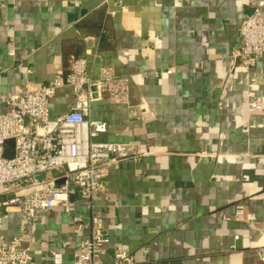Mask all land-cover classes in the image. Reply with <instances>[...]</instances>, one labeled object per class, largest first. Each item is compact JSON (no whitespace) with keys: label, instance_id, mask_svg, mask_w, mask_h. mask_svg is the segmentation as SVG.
<instances>
[{"label":"crops","instance_id":"obj_1","mask_svg":"<svg viewBox=\"0 0 264 264\" xmlns=\"http://www.w3.org/2000/svg\"><path fill=\"white\" fill-rule=\"evenodd\" d=\"M260 2L264 19V0H0V93L45 85L77 56L92 77L104 65L126 80L123 101L90 108L107 123L99 139L131 152L92 198L109 239L102 264L120 250L137 264H263L264 55L247 69L232 57ZM71 99L58 89L50 117ZM8 196L0 188V201ZM75 198L87 216L88 201ZM238 201L255 224L225 218ZM19 223L16 209L0 206V234L18 235ZM27 233L35 264H52L53 252L71 263L89 236L60 208Z\"/></svg>","mask_w":264,"mask_h":264},{"label":"built area","instance_id":"obj_2","mask_svg":"<svg viewBox=\"0 0 264 264\" xmlns=\"http://www.w3.org/2000/svg\"><path fill=\"white\" fill-rule=\"evenodd\" d=\"M262 4L245 16L239 28V44L232 53L246 69L264 55ZM88 70L85 57H72L67 72L47 84L0 93V188L9 194L0 206L16 209L20 218L18 235L7 239L0 234V264H35L26 246L27 227L51 208H60L74 223L89 230L71 263H64L61 254L53 252L52 264H102L109 239L101 211L93 206L92 198L102 191L108 167L127 160L131 152L125 143L99 139L107 131V123L91 118L90 108L91 103L103 98L123 101L126 80L117 77L109 66H99L96 77ZM64 87L72 93L69 109L51 118L49 101ZM248 111L254 114L260 109L249 102ZM9 141L12 146H7ZM75 197L88 201L87 216L77 212ZM225 218L256 223L255 214L241 201ZM257 252L264 264V247ZM111 264L137 263L131 254L120 250Z\"/></svg>","mask_w":264,"mask_h":264},{"label":"water","instance_id":"obj_3","mask_svg":"<svg viewBox=\"0 0 264 264\" xmlns=\"http://www.w3.org/2000/svg\"><path fill=\"white\" fill-rule=\"evenodd\" d=\"M7 146H12V141L7 142ZM8 154V152H7Z\"/></svg>","mask_w":264,"mask_h":264}]
</instances>
